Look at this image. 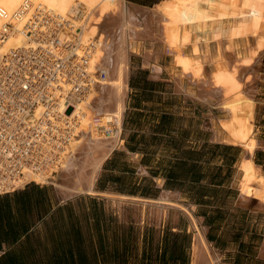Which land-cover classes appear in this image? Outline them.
<instances>
[{
    "label": "crops",
    "instance_id": "obj_1",
    "mask_svg": "<svg viewBox=\"0 0 264 264\" xmlns=\"http://www.w3.org/2000/svg\"><path fill=\"white\" fill-rule=\"evenodd\" d=\"M155 48L153 59L131 54L121 144L94 193L65 198L55 182L34 181L0 196V264H113L125 245L160 251L167 232L190 237L189 264L198 236L202 264H264V132L252 156L219 137L217 105L179 88L170 54ZM244 158L257 172L248 195Z\"/></svg>",
    "mask_w": 264,
    "mask_h": 264
},
{
    "label": "bare ground",
    "instance_id": "obj_2",
    "mask_svg": "<svg viewBox=\"0 0 264 264\" xmlns=\"http://www.w3.org/2000/svg\"><path fill=\"white\" fill-rule=\"evenodd\" d=\"M49 33H55L50 42ZM144 36L151 44L146 58L153 59L154 47L167 51L178 87L193 98L209 100L224 114H216L211 127L219 137L243 146L251 156L262 146L256 136L257 101L245 85L254 81L252 69L264 56V0H161L150 8L129 7L127 0H0V69L14 67V56L43 50L52 65L76 56L87 75L81 82L88 90L81 99L70 94L80 85L65 73L53 80L61 100L57 116L50 118V139L36 156L41 165L47 160V168L29 170L19 188L30 181H52L65 198L95 192L103 162L121 144L131 53ZM68 102L73 104L70 116ZM45 112L39 104L36 120ZM66 126H71V135L61 143ZM110 126L116 132L107 137L102 132ZM241 170L240 188L248 195L257 174L252 158L243 159ZM202 242L199 236L195 240L193 264L205 261Z\"/></svg>",
    "mask_w": 264,
    "mask_h": 264
},
{
    "label": "built area",
    "instance_id": "obj_3",
    "mask_svg": "<svg viewBox=\"0 0 264 264\" xmlns=\"http://www.w3.org/2000/svg\"><path fill=\"white\" fill-rule=\"evenodd\" d=\"M54 34H46V39L52 41ZM14 57L17 61L14 67L0 69V196L20 189L19 184L29 170L39 172L47 168V160L41 165L36 156L42 142L50 139L54 127L50 118L57 116L55 108L61 100L55 95L57 87L52 86L53 80L65 73L68 80L80 85L70 92L74 99H81L88 90L85 81L81 82L87 75L83 74L81 62L76 56H69L57 65L51 64L52 58L43 50ZM39 104H43L47 112L36 120ZM72 109L73 104L68 102L66 112L69 116ZM70 127L66 126V131L59 135V142L64 143L70 137ZM115 132L111 126L104 130L107 137L114 136Z\"/></svg>",
    "mask_w": 264,
    "mask_h": 264
},
{
    "label": "trees",
    "instance_id": "obj_4",
    "mask_svg": "<svg viewBox=\"0 0 264 264\" xmlns=\"http://www.w3.org/2000/svg\"><path fill=\"white\" fill-rule=\"evenodd\" d=\"M153 7L161 0H128ZM188 241L186 235L167 232L164 235L163 247L159 251L152 243L142 252L132 245H125L123 253L114 256L113 264H189Z\"/></svg>",
    "mask_w": 264,
    "mask_h": 264
},
{
    "label": "rangeland",
    "instance_id": "obj_5",
    "mask_svg": "<svg viewBox=\"0 0 264 264\" xmlns=\"http://www.w3.org/2000/svg\"><path fill=\"white\" fill-rule=\"evenodd\" d=\"M128 6L129 7H140V6H145V5H141V4H138V3H134V2L128 1ZM146 7L150 8V6H146ZM153 7H155V5ZM140 43H141V47H138V49H136L133 52H136V54L137 53H139V54H144L145 53V56H146L147 47H149V45H151V44H149L147 42L145 36L144 37H140ZM142 47L144 48V50H143ZM214 51H216V50H214ZM262 57L263 58L261 59V63L256 64L254 66V68L252 69V71H253L252 73H254L253 74L254 76L257 75L255 77L257 79L254 78L253 79L254 81H250L249 83H247L245 85V89L248 91L249 94H252L254 96V98L256 99V101H257L258 117L256 119V125H257V129H261L264 132V56H262ZM170 59H171V57H169V60ZM255 69H256V71L254 72ZM188 84L190 85V82H188ZM199 108L200 109H199L198 112H200V115H202L203 114V110H204L203 106L200 104ZM218 113L219 112H217V116L223 117L224 114H222L221 112L219 114ZM102 133L105 134L104 131ZM189 239H190V237H188L187 241Z\"/></svg>",
    "mask_w": 264,
    "mask_h": 264
}]
</instances>
